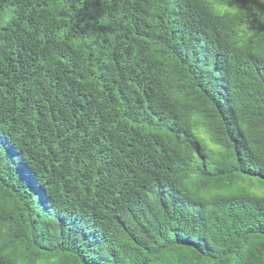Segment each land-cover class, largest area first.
I'll list each match as a JSON object with an SVG mask.
<instances>
[{
    "label": "trees",
    "instance_id": "trees-1",
    "mask_svg": "<svg viewBox=\"0 0 264 264\" xmlns=\"http://www.w3.org/2000/svg\"><path fill=\"white\" fill-rule=\"evenodd\" d=\"M0 264H264V0H0Z\"/></svg>",
    "mask_w": 264,
    "mask_h": 264
}]
</instances>
